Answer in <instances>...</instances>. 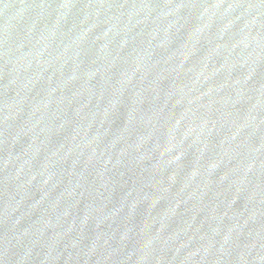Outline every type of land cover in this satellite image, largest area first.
<instances>
[{
    "label": "water",
    "instance_id": "water-1",
    "mask_svg": "<svg viewBox=\"0 0 264 264\" xmlns=\"http://www.w3.org/2000/svg\"><path fill=\"white\" fill-rule=\"evenodd\" d=\"M0 264H264V0H0Z\"/></svg>",
    "mask_w": 264,
    "mask_h": 264
}]
</instances>
